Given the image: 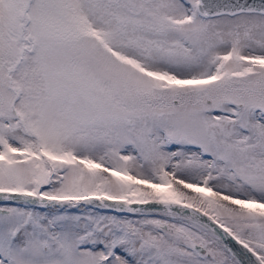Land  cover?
Wrapping results in <instances>:
<instances>
[{
	"label": "snow or ice",
	"instance_id": "6c2138e0",
	"mask_svg": "<svg viewBox=\"0 0 264 264\" xmlns=\"http://www.w3.org/2000/svg\"><path fill=\"white\" fill-rule=\"evenodd\" d=\"M0 264H264V0H0Z\"/></svg>",
	"mask_w": 264,
	"mask_h": 264
}]
</instances>
